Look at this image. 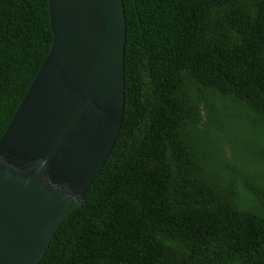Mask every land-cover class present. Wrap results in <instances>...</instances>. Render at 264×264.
<instances>
[{
  "label": "trees",
  "instance_id": "16d2710c",
  "mask_svg": "<svg viewBox=\"0 0 264 264\" xmlns=\"http://www.w3.org/2000/svg\"><path fill=\"white\" fill-rule=\"evenodd\" d=\"M122 1V124L37 264H264L249 169L208 178L229 164L216 126L249 134L245 162L264 153V0ZM51 39L47 0H0V136Z\"/></svg>",
  "mask_w": 264,
  "mask_h": 264
},
{
  "label": "water",
  "instance_id": "95a60500",
  "mask_svg": "<svg viewBox=\"0 0 264 264\" xmlns=\"http://www.w3.org/2000/svg\"><path fill=\"white\" fill-rule=\"evenodd\" d=\"M51 45L0 136V264H37L124 111L122 0H47Z\"/></svg>",
  "mask_w": 264,
  "mask_h": 264
},
{
  "label": "rangeland",
  "instance_id": "374dc122",
  "mask_svg": "<svg viewBox=\"0 0 264 264\" xmlns=\"http://www.w3.org/2000/svg\"><path fill=\"white\" fill-rule=\"evenodd\" d=\"M225 105L232 107L233 104L224 102ZM223 103V104H224ZM240 109H243L242 105L237 104ZM226 110V109H225ZM226 112V111H225ZM228 118H225L227 120ZM214 133L218 137L220 143V157L229 164L224 167V171L218 176H208L218 187L221 189H227L229 185H233V182L229 179L235 180V176H239V172H242L245 168L249 169L245 188L257 193L258 195H264V153L263 151H256L255 160L245 162L244 151L250 148L247 142L244 141L246 137L249 139V134L242 132L238 127L226 126V127H214ZM230 175V177H228ZM229 178V179H228ZM245 192V190H244ZM238 196V195H237ZM235 195V199L237 198ZM247 195L241 194L238 197L237 202L241 205H252Z\"/></svg>",
  "mask_w": 264,
  "mask_h": 264
}]
</instances>
